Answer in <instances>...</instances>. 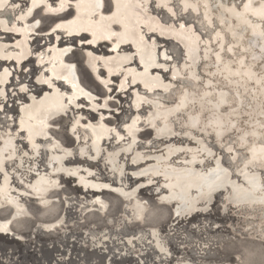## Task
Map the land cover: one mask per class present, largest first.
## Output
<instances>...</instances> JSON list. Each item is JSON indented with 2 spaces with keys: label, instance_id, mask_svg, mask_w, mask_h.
I'll return each mask as SVG.
<instances>
[{
  "label": "rangeland",
  "instance_id": "obj_1",
  "mask_svg": "<svg viewBox=\"0 0 264 264\" xmlns=\"http://www.w3.org/2000/svg\"><path fill=\"white\" fill-rule=\"evenodd\" d=\"M9 1L5 5L6 7L0 8V20L5 21L10 27L21 26L22 20L17 16L26 7L29 0ZM47 1L53 8L58 2V0ZM75 1L77 0H68L67 8L60 14H53L46 11L44 6H38L32 12L31 17L27 19L29 23L38 22L36 30L28 36L31 49L28 58L23 60L19 66L14 59L8 61L0 59V61H5L0 63V70L3 66H8L11 70L8 80L2 87L3 95L0 94V98L2 97L0 99V145L6 137L14 140L12 157H6L3 166L4 171L10 176L9 194L27 209L26 213L16 217L9 224L11 228L8 232L10 233H0V264H264V231L262 229L264 219L261 217L264 208L261 207V210L249 203L231 202L227 198L228 188H226L215 192L210 204L201 205L202 208L206 207L205 211H198L193 215L194 212L192 218V215L179 214V219H177L175 217L178 214L173 213L172 204L163 203L159 199L166 189L162 185L164 178L148 173L134 174L135 171H139L140 167L142 169L150 162L152 163L154 155H162L166 152V147H171L176 149L174 155L171 154L165 158L168 159V164L171 163L170 165L184 166L185 163L187 165L188 152L195 150L200 159V161L194 162L197 167L199 166L198 168H207L217 158L221 165L230 171L233 178L237 176L236 179H240L243 173L257 171L261 175L260 178L264 185V174L262 175L261 172L264 171L262 169L264 168V159L259 161L250 158L251 154H258V146L264 145V131H262L264 127L259 126L258 129L256 128L257 130H249L244 126L248 120L241 118L240 122L231 120L227 126L222 128L223 124L218 119L219 112H226L230 105L237 103L231 84L218 76L217 72H210L212 71L210 70V61L213 62L214 58L217 59L215 52L218 49L211 37L212 32L218 26L216 27L213 22L204 23L201 18V10L190 6L184 8L182 0H163V2H159L160 0L158 2L157 0H138L142 14L149 16L148 19L151 22L149 23L146 18L145 23L147 22L148 25L143 23L140 30L145 40H152L155 47L157 46V61L161 65L153 67L150 71L160 74L162 80L168 83V88L154 87V89L148 90L139 81L132 82L130 73H126L127 69L141 70L142 64L139 63L138 55L135 49L133 50L134 47L131 43L122 44L116 50L118 53L132 52L131 54H133V61L131 60L120 68L121 71L124 70L123 72L118 70L110 75L111 77L106 78V69L99 63L101 66H98L97 73L105 81L108 79L106 83H103L97 80L98 78L94 74V79L100 84L102 83L99 86L83 66L85 51L89 50L94 55H99L98 57L111 55L115 52L112 48L115 37L98 43L97 48L94 45L96 49L92 50L82 47V44H88L89 39L81 37L84 34L79 35L78 40L76 35L65 36V32L61 30L49 32V28L58 20L68 19L73 15V2ZM227 1L238 9L244 0ZM250 1H248V5L250 3L256 5L260 0ZM101 9L104 13L110 12L111 0H102ZM170 12L174 15L172 16ZM249 15L252 19L257 17L264 25V18H258L251 12ZM152 21L157 22V25ZM181 25L185 27L181 28ZM114 29H118L117 24ZM168 29L183 33L169 34ZM0 31V40L9 42L10 45H14V41L22 37L20 33L12 29L6 31L0 27ZM185 33L190 34L186 35ZM56 35L59 37L57 44L70 46L64 58L75 64L74 68L80 82L95 94V99L93 103H90L79 98L77 105H70L64 113L49 121L48 134L45 136L48 138H37L34 145H29V141L24 138L23 129L17 127L18 109L21 102L27 100L29 93L39 95L47 89L46 85L37 81L40 73L45 71V64H40L39 58L44 50L49 51L48 47L52 46ZM156 35L159 37L156 38ZM189 35L195 38L196 49L193 45L186 44ZM69 37L74 38L67 42ZM225 39L228 40L227 37ZM105 42L109 43L105 44ZM177 44H180L181 47L179 48ZM202 44L206 45L207 49H203L205 47ZM10 49L15 48L10 47ZM184 49H187L188 55L183 52ZM190 52L194 53L195 78L192 82L185 83L186 76L182 67L190 64ZM184 55H187V58ZM222 55L224 58H230L227 48H223ZM87 67L89 68L88 65ZM99 67L104 69V74L100 72ZM89 69L91 70V68ZM210 75L213 76L211 79L208 77ZM121 81L124 83L122 87L119 86ZM55 84L64 91L70 89L60 82ZM22 85L25 86V90L20 89ZM123 87L124 89H122ZM144 89H147L146 92ZM217 90H226L225 98L230 100V103L225 102L218 105L214 101V93ZM178 91L180 93L186 91L190 95L189 100L183 104L184 106L179 103L180 93ZM194 92L198 94L201 92V94L198 95ZM202 93L204 97H202ZM136 95L143 96L145 99H140L135 105ZM197 98L202 100L206 98L204 101L208 105H201ZM149 101L151 102L149 103ZM176 102L180 104L178 107ZM162 104L165 105L164 108L171 106L177 108L167 115H152L151 112L154 108H163ZM224 104L225 106H223ZM214 106L217 107L213 110ZM191 110H194V113ZM132 118L137 119L135 137L126 131V126ZM99 120L109 127V134L101 140L99 148L94 149L91 145L87 124L89 122L96 123ZM195 121L197 122L195 123ZM164 124L169 125L170 132L155 134ZM240 129L244 130L243 135L236 136L235 131ZM51 136L60 142L62 148L68 150L60 162L53 160L51 154H63L62 148H53L54 150L47 147L37 148ZM239 136L248 139L247 144L241 143ZM249 139L254 140L252 148ZM199 142L204 143L211 150L209 154L196 148ZM126 145H128V150ZM6 151L3 152L5 155ZM135 153L141 154L142 159L132 158ZM107 154L112 155V162ZM57 164H61L67 169L76 168L77 172L66 173L61 169H56ZM256 166H261V169H257ZM89 170L91 171L90 175ZM1 173L0 170V176ZM39 173L48 174L56 179L57 184L46 193L49 203L43 202L42 197L36 196L29 187L32 179ZM79 175H85L87 179L108 182L111 188L103 187V190L100 191L91 190L78 182ZM141 182H144L145 185H141ZM136 185L138 188L135 195L127 199H124L113 189L123 186L122 188L128 191ZM96 196H100L104 201L105 210H102L93 199ZM41 202L42 204H40ZM136 202L144 207L140 222L137 221L139 214H136L134 208ZM0 206V218L7 217L12 210V204L2 200ZM51 221H57V224L55 222L56 226L53 224L55 226L52 227L53 229H46L45 223Z\"/></svg>",
  "mask_w": 264,
  "mask_h": 264
},
{
  "label": "bare ground",
  "instance_id": "obj_2",
  "mask_svg": "<svg viewBox=\"0 0 264 264\" xmlns=\"http://www.w3.org/2000/svg\"><path fill=\"white\" fill-rule=\"evenodd\" d=\"M8 1L9 0H7V2L5 3L4 0H0V5H2V6H0V8L4 7L6 4H8ZM244 1L242 3L241 7L238 9L235 8L234 4L229 3L227 0H182V5H184V8H185V6H190L191 8H194L196 10H198L197 8H199V10H201V18L204 20V23L209 24V23L213 22V24L216 27L218 26V28H216V30H214L212 32V37H211L213 39V41L215 42L216 46H218V49L215 52V54L217 55V59L214 58L213 62L210 61V70H212L210 72H217L218 76H221V78L223 80H225V81L229 82V84H231V87L233 88L232 90L234 92L233 94L235 95L236 102H237V103H233V105H230V108L226 112H219L218 113V119H219V121H221V124H223L222 128L227 126V124L231 120L240 122V119L243 118V119L248 120L247 123L244 124V126L247 129L257 130L259 128V126L264 127V69H263V64H264V25L257 19V17L252 19L251 16L249 15V12L258 16V18L259 17L264 18V0H260V1L257 0L259 2H258V4L255 3L256 5H253L252 3H250L248 5V1H250V0H244ZM67 2H68V0H58L56 6L53 8L49 5L50 2H48L47 0H29L26 7L22 10V12L20 14L18 13L19 15L17 16L18 19L22 20L21 26L10 27L7 25V23L5 21L0 20V27L1 28L5 29L6 31H7V29H12L15 32L20 33L22 36L20 39L14 41V45H10L9 42L8 43L2 42L1 41L2 39L0 40V59H4L6 61H8L10 59H14V60H16V64L19 66L20 63L23 60L27 59L31 53L28 36L31 34V32L36 30V27L38 25V22L29 23L27 21V19L31 17L32 12L38 6L42 5L45 7L46 11L52 12L53 14H60L63 11H65V9L67 8ZM157 2H158V0H157ZM159 2H163V0H160ZM73 5H74L73 15H71L68 19L58 20L55 24H53L49 28L50 29L49 32H52L55 30H61V31L65 32V34H66L65 36L76 35L75 37L78 38V40H79V35L84 34L81 37H88L89 39H88V44L87 43L82 44V47L90 48L92 50H95L97 48L98 43L103 42L109 38H112L113 36L115 37V39H114L115 41L113 42V45H112V48L114 49L115 52L111 55H107L104 57H102V56L98 57L99 55L96 56V54L94 55L89 50L85 51V62L89 66V68H91L92 71L87 67L84 60H83V66L87 67L86 69H87L88 73L91 75L94 82H96L99 86H101V84H102V83L100 84L99 82H97L94 79V74L98 78L97 80H99L103 83H106V81L108 80L107 79L105 81V79H102L99 76V74L97 73L98 66H101V64L106 69V73H107L106 78L107 77L109 78L110 75H112L113 73H116L118 70H120V68H122L124 65L128 64L132 60V57H133V54H131L132 52L131 53H125V52L124 53L123 52L118 53L116 51L120 45L131 43L132 46L134 47V48L132 47L133 50L135 49L136 54L138 55L139 63L142 64V66H140L141 70H136L134 68L127 69L126 73L127 72L130 73L131 78H132V82L135 83V82L139 81L141 83V85L144 86L145 88H147L148 90H152V89H154V87H162L163 89L168 88V83L164 82L162 80V77L160 76V74L151 73V71H150L153 67L155 68L156 66L160 65L159 64L160 62L157 61V54H156V47L157 46L155 47L152 40H149V41L145 40L143 37V34L140 30V26L143 23H145L146 18L148 19L149 16L142 14L141 8H139L140 4H139L138 0H111V9H110V12H108V13H104L101 9L102 0H77V1L73 2ZM246 5H247V7H245ZM164 7H167V6H164ZM15 8H16V6H15ZM4 10H6V9H4ZM171 15H172V13H171ZM173 15H174V13H173ZM177 20H179V19H177ZM147 21H149V19ZM149 23H151V22L149 21ZM153 23H155V25H157V22H153ZM116 24L118 25L117 30L114 29V26ZM147 25H148V23H147ZM156 28H157V26H156ZM203 28H204V26H203ZM145 29L147 31V28H145ZM148 29H150V28H148ZM153 30H154V28H153ZM183 31H184V29H183ZM147 32H149V31H147ZM144 33L146 34V32H144ZM168 33L169 34H175V33H183V32L178 31V30H174V29H170ZM185 34L188 35L190 33H185ZM226 37L228 40L225 39ZM73 38L74 37H71V38L69 37V38H67L66 41L69 42ZM183 38H185V37H183ZM58 39H59V37H58V35H56L54 37V41H53L52 46L48 47L49 51L48 50H44L43 52L41 51L42 54L40 55V58H39V63L45 64L44 70L46 72L42 71L40 73V75L37 77V81L41 84L46 85L47 89L42 91L39 95H36L34 93H29L27 100L24 102H21V105L18 109L17 127L20 129H23L24 135H25L24 138H26L29 141V145H34L35 139L37 140V138L47 136V134H48V132H47L48 127L47 126L49 125V121L52 118L56 117L57 115L64 113L70 105H73V106L77 105V100L79 98L85 99L86 101H89L90 103H93V100L95 99V94L91 90L87 89L80 82V80L77 76V73L75 71V68H74L75 64L67 61L64 58L66 56V53H68L70 46H68V45L61 46L60 44H57ZM185 40H186V38H185ZM205 40H206V38H205ZM155 41H156V39H155ZM207 42H209V41H207ZM210 42H211V40H210ZM108 43L109 42H105V44H108ZM186 44L189 46L193 45L194 48L196 49L195 38L193 36L189 35V40ZM94 45L96 48H94ZM13 46H15V47H13ZM10 47L15 48V49H10ZM180 47L181 46H179V48ZM199 47H201V46H199ZM204 47L205 48H203V49H207L206 45ZM224 47L227 48V50L230 54L229 55L230 58H224L223 57L222 50ZM127 48H129V47H127ZM208 48H209V46H208ZM189 49H190V47H189ZM208 51H210V50H208ZM183 52H185L188 55L187 49H184ZM190 53H191V55L189 54V56H190L189 57V59H190L189 63L190 64L182 67L183 73H185V76H186V78H184L185 83H187V82L190 83L195 78L194 61H193L194 53L193 52H190ZM187 55H184V57L187 58ZM159 57H160V55H159ZM160 59H161V57H160ZM4 60H1L0 63L5 62ZM206 62L208 63V61H206ZM99 63H101V64L99 65ZM170 66H173V65H170ZM176 66H178V65H176ZM202 66H203V64H202ZM163 67H165V66L163 65ZM202 68H204V67H202ZM100 70H101L100 72L102 74H104L103 73L104 69L100 68ZM123 71L120 70V72H123ZM10 73H11V70L9 69L8 66L1 67V70H0V87H1L0 88V94H2V95H3V88L2 87L4 86L6 81L8 80ZM175 73H177V72L175 71ZM177 75H176V77H178ZM173 76H172V78H173ZM211 76L212 75H210L208 77L211 79L213 77V76L212 77ZM124 78H125V74H124ZM223 80H222V82H223ZM56 82H60V83L64 84L65 86H68L70 89L68 91H64L63 89H60L58 87V85L55 84ZM8 84H10V83H8ZM123 85H124V83H123V81H121L119 86L122 87ZM206 87H207V85H206ZM206 87L204 86V88H206ZM20 89L25 90L26 88L24 85H22V86H20ZM122 89H124V87ZM147 89H144V91L146 92ZM186 91H183L181 93L178 91V93H180L179 103L181 105H183L186 101L189 100L188 98L190 97V95L187 94V92H189V91H187V92ZM157 92H158V90H157ZM209 93H211V92H209ZM195 94H198V93H195ZM199 94H201V92H199ZM226 94H227L226 90L225 91L224 90H217V92L214 93V95H215L214 101L218 105L220 103H225V102L230 103V100L225 98ZM205 95H206V93H205ZM150 96H152V95H150ZM194 96L196 97V95H194ZM202 97H204L203 93H202ZM211 97H213V96H211ZM140 99L143 100L145 98L143 96H137L136 95L135 105H136V103H138L137 101H139ZM147 99L149 100L148 97H147ZM152 99H154V98H152ZM205 99L206 98H204V100ZM156 100H158V99H156ZM204 100L197 98V101L201 105L207 106L208 103L205 102ZM233 101H235V100H233ZM150 102L151 101H149V103ZM158 102H159V100H158ZM94 103H96V102H94ZM179 103H177V107H178V105H180ZM193 103H192V105H193ZM86 104H88V103H86ZM164 106L165 105H163L162 109L154 108L153 111L151 112L152 115H155V116H156V114L167 115L168 113L173 112L175 110V108H177L175 106L164 108ZM223 106H225V104ZM91 107H93V104H91ZM159 107H161V106H159ZM185 107H187V106H185ZM216 107L217 106H214L213 110ZM213 110H212V112H213ZM201 111H203V110H201ZM217 111H219V110H217ZM195 112H196V110H195ZM201 113H203V112H201ZM184 115H186V114H184ZM187 117H188V115H187ZM204 118H207V117H204ZM138 119H140V118H138ZM161 119H163V118H161ZM136 120H137L136 118H132L130 123L126 126V131L128 133H130L132 135V137H135V134L137 133L136 132ZM214 121H217V120H214ZM76 122H78V121H76ZM196 122L197 121H195V123ZM192 123L193 122H191V124ZM138 124H139V122H138ZM73 126H74V124H73ZM233 126L235 127V125H233ZM87 127L89 129L90 136H91V145L93 146L94 149H96V148L98 149L101 140L109 134V127L107 125H105V123L100 122V120H99V122L96 121V123L89 122L87 124ZM195 128H196V126H195ZM138 129H139V127H138ZM76 130H77V128H76ZM243 131L244 130H242V129L236 130L235 131L236 136L237 135H240V136L243 135ZM262 131H264V130H262ZM169 132H170L169 125L164 124L158 129V132L157 131L155 132V134H157V135L167 134ZM87 135H88V133H87ZM194 137H196V136H194ZM45 138H48V137H45ZM239 139L241 140V143L247 144L246 141L248 139H246L244 137H240ZM249 140L251 141L250 147L252 148L254 146V140L253 141L251 139H249ZM13 141H12V138L6 137V139L2 140V142H1L2 144L0 145V170L2 171L1 176H0V205H1L2 200H5V202L12 204V206H11L12 210L9 213V215L7 217L0 218V233L1 234L10 233V232H8L9 229L11 228L9 224H11L12 220L18 216H21L23 213L27 212V209L25 208V206L22 203H19V201L17 202L15 197H13L12 195L9 194V190L11 189L10 176L7 172L4 171V166H3L6 157H8V156L12 157V154L14 151L13 150ZM119 141H117V142H119ZM43 143H44L43 145L39 144L40 146H38L37 148L43 149V148L47 147L50 150H52L53 148H62V145L60 144V142L55 137H52V136L49 140L44 141ZM197 145H198V147H196V148H199L201 151L207 152L208 154L210 153L211 150L204 143L199 142V144H197ZM27 146H28V144H27ZM125 147L128 150V145H126ZM130 147H131V145H130ZM62 149L64 151L63 154L62 153H60V154L53 153V154H51V158L53 160L55 159L56 161L60 162L62 160V158L64 157V155L66 153H68L67 149H64V148H62ZM165 149H166L165 153H163L162 155H154L153 156L154 158L152 159L153 160L152 163L149 161L150 164L144 166L142 169H140L141 168L140 167L139 171H135L134 174L135 175H141V174L148 173L152 176L160 175L164 178L162 180L163 182L162 181L161 182H162V185L164 186L163 188H166V189H165V192H162V195L159 199L163 203L172 204L173 213L178 214V216L175 218L179 219L178 218L179 214L192 215L195 212L193 214V215H195L198 213V211L199 212L205 211L204 209L206 207L202 208L201 205L207 206L208 204H210L213 200V196H214L215 192H217L221 189H226V188H228L227 198L231 202L236 203V204H238V203L239 204L249 203V204H252V206L259 207V209H261V210H262V208H264V185L262 184V181L260 178L261 175H259V173L257 171H248L246 173L241 174L240 179H236L237 176H235L236 178H233L231 176L230 171L228 169L224 168L221 165L219 159H217V158L214 159V162L210 166H208L207 168H198L199 166L197 167L194 164V162H196L198 160L200 161V159H199V154H197V152L195 150H191L188 152L189 158H188V160L186 159V161H188L187 165H185L186 164L185 163L184 166H174V165H170L171 163L168 164L167 163L168 159H165V158H167L169 155L173 154L174 150H176V149L171 148V147H166ZM4 150H7L6 155L3 153ZM258 150H259L258 154H251L250 158H252L253 160L262 161L264 159V145L258 146ZM92 154H93V152H92ZM94 154H96V153H94ZM107 155H109V154H107ZM112 158H113L112 155H109V159H111V162H112ZM132 158H136V159L141 158L142 159V156L139 153H135L132 156ZM147 159H148V157H147ZM47 160H49V159H47ZM162 160H164V161H162ZM183 162H184V160H183ZM183 162H182V164H183ZM110 165L113 166L112 163H110ZM258 165H260V164H258ZM260 167L261 166H258L257 169L258 168L261 169ZM56 169H61L66 173H69V172L76 173L77 172L76 168L67 169L66 167L62 166L61 164L60 165L57 164ZM262 169H264V168H262ZM230 170H232V169H230ZM88 173L90 175L91 171L89 170ZM91 176H92V174H91ZM217 177H219V179H217ZM210 181H215V184L211 188L209 187ZM78 182L82 183L84 187H89V189L95 190V191L103 190V187L111 188L110 185L108 184V182L105 183L103 181L101 182L98 180L87 179V177L85 175H79L78 176ZM55 184H57L55 178L49 176L48 174L46 175V174H40L39 173V174L35 175L34 179H32V182H31V184H29V187L31 188V191L33 193H35L36 196L38 195V196L42 197L41 199L43 200V202L49 203V198L46 197V193ZM141 185L144 186L145 183L141 182ZM122 187H116L113 189L116 192H118L119 194H121L124 197V199L125 198L127 199V198L135 195V192L137 191L138 185H136L135 187H133L132 189H130L128 191H126ZM25 192H26V190H25ZM118 196H120V195H118ZM93 199L96 201L97 205H99V207L102 210H105V208H106L105 203L100 198V196H96ZM40 204H42V202ZM43 205H45V204H43ZM134 208H135L136 214H139V218H137V221H139V222L142 221L141 215L144 212V207L141 204L136 202V203H134ZM193 215L191 216V218L193 217ZM261 217H262V219H264V212L263 211H262ZM58 219L60 220L61 218L59 217ZM55 222L57 224V221H51L49 223H45L46 226H44V227H46V229L48 228L49 230H51L56 226ZM53 224H55V226H53ZM262 229L264 231V226L262 227ZM263 234H261V235H263Z\"/></svg>",
  "mask_w": 264,
  "mask_h": 264
},
{
  "label": "snow or ice",
  "instance_id": "obj_3",
  "mask_svg": "<svg viewBox=\"0 0 264 264\" xmlns=\"http://www.w3.org/2000/svg\"><path fill=\"white\" fill-rule=\"evenodd\" d=\"M4 2L6 3L7 0H4ZM0 6H2V5H0ZM245 7H247V5H246ZM183 27H184V26L181 25V28H183ZM217 179H219V177H217ZM214 184H215V181H210V182H209V187L211 188Z\"/></svg>",
  "mask_w": 264,
  "mask_h": 264
},
{
  "label": "water",
  "instance_id": "obj_4",
  "mask_svg": "<svg viewBox=\"0 0 264 264\" xmlns=\"http://www.w3.org/2000/svg\"><path fill=\"white\" fill-rule=\"evenodd\" d=\"M156 37H159L158 35H156ZM178 45V44H177ZM180 45V44H179ZM179 47V46H178ZM87 68V67H86ZM264 174V171H262V175Z\"/></svg>",
  "mask_w": 264,
  "mask_h": 264
}]
</instances>
